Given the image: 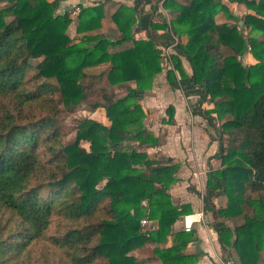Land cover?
<instances>
[{"label": "trees", "instance_id": "1", "mask_svg": "<svg viewBox=\"0 0 264 264\" xmlns=\"http://www.w3.org/2000/svg\"><path fill=\"white\" fill-rule=\"evenodd\" d=\"M226 1L245 8L237 24L215 22L219 13L237 19L224 0H165L170 27L151 20L144 40L133 36L130 8L121 5L111 16L118 31L111 40L94 34L103 5L81 7L75 25L81 40L72 42L66 35L72 24L68 11L55 14L47 0H0V98L9 99L0 107V264H24L28 247L36 244L59 250L66 264H146L132 255L146 245L154 246L156 259L147 264L197 262L199 253L185 254L194 232L174 230L192 211L169 194L181 164L170 157L151 159L145 151L158 147L159 138L143 125L141 100L163 69L157 39L170 45V32L179 42L171 54L175 69L167 71L166 80L178 88L175 70L181 73L182 62L188 63L189 81L203 90L202 100L210 106L201 112L218 139L204 206L223 219L214 225L221 247L239 264L260 263L264 0ZM246 54L253 64L241 62ZM94 68L104 69L99 75L111 88L126 84V94L116 97L102 89L101 101L91 108H100L108 124L83 119L74 140L65 143L55 125L54 95L60 93L66 111L76 108L91 95L81 80ZM28 103L46 114L25 121L12 111ZM223 195L225 203L215 209L214 199ZM54 217L60 230L50 234ZM144 218L156 221L157 228L142 231ZM237 218L242 224L226 226L225 220Z\"/></svg>", "mask_w": 264, "mask_h": 264}, {"label": "crops", "instance_id": "2", "mask_svg": "<svg viewBox=\"0 0 264 264\" xmlns=\"http://www.w3.org/2000/svg\"><path fill=\"white\" fill-rule=\"evenodd\" d=\"M165 0H63L60 1L59 6L64 11L70 13V18L73 21L81 7H91L98 4L103 5L104 17L101 20V27L97 31L101 37H110L111 40L118 34L117 28L113 23L111 16L115 11L124 5L134 12L135 23L132 28L133 36L136 40L146 39V33L150 32L149 24L151 20H158L163 23L170 20L169 11L163 6ZM187 1V0H184ZM234 9L237 17H242L245 13V8L242 5L233 4L231 10ZM169 18H168V17ZM231 20H227L222 13L215 17L217 24H229ZM76 25V22H72ZM166 24V23H165ZM185 42V37L182 38ZM130 43L124 46H130ZM157 46L164 48V39H157ZM224 52L228 53L227 50ZM249 57V58H248ZM248 59L252 60L250 56H245L243 60L248 63ZM162 71L153 79L151 91H149L143 99L141 104L147 112V117L144 120V127L154 136L159 138V146L153 149V158L160 160L166 157L174 158L180 162L181 169L179 171V179H186L184 187H189L192 192L181 194L179 201L173 200L177 204H188L191 207L192 215L200 211L203 212V220L198 223H193L190 232H194V239L191 241L186 249L185 254L199 253L197 262L194 264H220L222 261L237 259L234 253H230L221 247L217 233L214 230L213 222L207 221L204 215V205L199 207L196 200L197 189L188 185V178H193L198 175L202 178L209 166L207 162L214 163L215 154L217 152L216 141L212 140L211 131L207 129L205 123L206 119L201 117L200 113L196 112L194 108L199 107L202 111L209 109L207 101H203V90L195 87L189 81L191 76V69L187 62H182V72L175 70L178 88L169 86L166 80L167 69L162 62ZM182 74L184 76H182ZM182 76V77H181ZM207 102V103H206ZM170 114V118L168 116ZM202 116H204L202 114ZM170 120V123H169ZM152 158V159H153ZM214 165V164H212ZM196 166L198 170L196 171ZM183 184V183H182ZM181 184V187H183ZM195 191H194V190ZM174 188L172 193H176ZM190 191V190H189ZM186 216V215H185ZM206 217V218H205ZM184 216L180 218L174 225V228L179 224L180 232L184 231ZM229 219L225 220L226 226L232 229ZM150 226L156 227V223L152 221ZM179 230V229H178ZM175 230V231H178ZM259 264H264V255Z\"/></svg>", "mask_w": 264, "mask_h": 264}, {"label": "rangeland", "instance_id": "3", "mask_svg": "<svg viewBox=\"0 0 264 264\" xmlns=\"http://www.w3.org/2000/svg\"><path fill=\"white\" fill-rule=\"evenodd\" d=\"M47 1L53 4L55 14L62 15L64 13V10L61 9L59 6V3L61 0H47ZM224 3L227 5V7L229 9H231V6L233 5V3H229L226 0H224ZM2 5L3 4H0V7H2ZM231 14L237 19L231 20L229 22L230 25L237 24L238 20H240L243 17V16L237 17V13L234 9L231 10ZM77 15L74 16L73 21L71 20L72 22L75 23L78 21ZM169 15H170V13H169ZM69 18H70V15H69ZM170 20H171V18H170ZM170 20L168 19V21L165 22L168 27H170ZM94 34H98V33L96 32ZM170 34L174 36V34H172V32H170ZM66 35L68 36L69 39H72V42H79V40H81V37L75 31V25L74 24H71L68 27V29L66 30ZM174 37L178 39V37H176V36H174ZM178 42H179V39H178ZM224 53L229 54L226 52H224ZM247 55L249 56V54H246L245 56H247ZM248 60H249L248 63L243 59L241 60V62L246 66L254 63L253 59L252 60L248 59ZM36 62H37L36 60H32L30 63L32 65H34ZM162 62L164 64V66H167V63L165 62L163 57H162ZM101 70H104V69L103 68L91 69L90 70L91 76H89L88 78H84V79L82 78V80H81L82 86L90 87L91 88V95L84 102L80 103L76 108L72 109L71 111H66L63 108L62 99H61V95L59 92L55 93V95H54V103H55L56 108L58 109V112L55 115V125L58 128H60V130L62 131L63 139H64L65 143H69V142H72L74 140L75 133H77L76 132V126L83 119H92V120H95V121L100 122L102 124H108V121L105 118V116L103 115V112L100 108H94V109L91 108V105L94 102L101 101L100 100V92L102 89H107V90L111 91L113 94H115L116 97H121V96H124L126 94V84L121 85V86H117L114 89L111 88L109 86L106 78L101 77L99 75ZM50 82L56 84V82L52 79ZM8 101H9V99L0 98V107H1V105L7 106L9 103ZM40 108L41 107L38 104L28 103V104H25L21 107L18 106L16 111H15V109H13L12 111L14 112V114H17L18 112H20L22 117H25V121H26V120H30L29 118H31L32 116H35L38 118L40 116L45 115L46 111L41 110ZM194 109L197 113L198 112L200 113V111H201V109L197 106ZM145 114H146V116H145V119H146V117L148 115L146 111H145ZM200 115L202 118L204 117V116H202V114H200ZM168 116H169V118L171 117L170 114H168ZM144 120H143V122H144ZM143 125H144V123H143ZM205 126L207 127V129L209 131H211V136L214 135V137L212 136V140L216 141V144H217L218 139H217V135H216L214 128L208 123V121H207V123H205ZM217 127H218V124H217ZM85 147H87V145ZM151 148L152 147L146 148L145 151H146L147 156L152 159L153 155L156 156V153L152 152V150L154 148L153 149H151ZM155 160H157V159L155 158ZM209 163L215 164V162L211 163L208 160L206 165H208ZM207 167H208V168H206L207 171L205 172V174H203L202 178H200V176L196 175L193 178L191 177V178L187 179V181L189 182L188 185L190 187L197 189V194H195L197 196H195V197H196V200L198 201V204H199L198 208L201 207V204L204 205L203 197L206 194V180H207V176H208L209 172H211L209 169V166H207ZM197 170H198V168L196 166V171ZM179 176H182V175L181 174L179 175L177 173V182L169 190V192L172 193L171 190H173L174 188H177V190H175L176 193H173V194L169 193L171 198L175 201H179V197L181 194H184L187 192H190V193L192 192L191 188L184 187L187 185L184 182V181H186V179L180 180ZM181 184L183 187H181ZM225 200H226V198L224 195L219 196L218 198L214 199V202L216 204L215 209H217L219 206L223 205L225 203ZM203 209L205 210L204 215L207 217V219H206L207 221L213 222V224H215L219 221H223V219H220L216 215H213L212 212L208 208H206L205 206L203 207ZM180 218H179V220H180ZM228 221L230 222L232 229H234L240 223L242 224V222H243V220L241 218H237L235 220L229 219ZM153 222L156 223V227H155V229H156L157 228V222L156 221H153ZM57 223H58V221L54 217L53 221L49 227L50 228V231H49L50 234H52L54 232V230H58V229L60 230V224H58L59 226L57 227ZM178 229L180 231L179 224H177L175 226L174 230H178ZM142 231H144V230L142 229ZM166 246H168V245H166ZM163 247H165V246H163ZM153 249H154V246H152V245L147 246L146 245V246L140 248L139 250H137L136 252H134L132 255L135 258H137L138 260L145 261L146 264H147V262L153 263V262H156V259L154 258L155 254L153 252ZM28 252H27L28 258L24 264H66V263H64V257L65 256H63L59 250H57V249L54 250V248H51V247H47V248L42 247L41 244L30 245L28 247ZM17 264H21V263H17Z\"/></svg>", "mask_w": 264, "mask_h": 264}, {"label": "built area", "instance_id": "4", "mask_svg": "<svg viewBox=\"0 0 264 264\" xmlns=\"http://www.w3.org/2000/svg\"><path fill=\"white\" fill-rule=\"evenodd\" d=\"M172 37L173 38H172L171 44L162 48V51H163V59L167 63L166 68H168V70L174 71L175 68H173L171 54L173 52L172 50L175 48V46L178 43V39L175 38L173 35H172ZM183 220H184V231L190 232L193 223H198V222H201L203 220V212L200 211V212L192 214V215H186V216H184ZM149 223H152V222L149 221L148 219L144 218L140 221V224H141L140 227L144 231L154 230L155 227L150 226ZM220 264H239V263L235 262L234 260L229 259V260L220 262Z\"/></svg>", "mask_w": 264, "mask_h": 264}]
</instances>
